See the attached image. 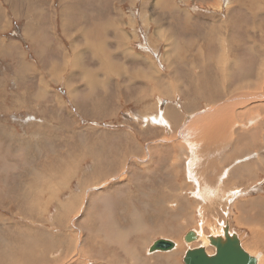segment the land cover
<instances>
[{
	"label": "rangeland",
	"instance_id": "obj_1",
	"mask_svg": "<svg viewBox=\"0 0 264 264\" xmlns=\"http://www.w3.org/2000/svg\"><path fill=\"white\" fill-rule=\"evenodd\" d=\"M249 9L264 10V0H0V264H22V255L26 252L33 255L37 264H54L63 253H57L59 240H51L48 235L59 236L60 239L65 237L73 243L74 234H80V226H85L90 217L102 227L101 230L96 229V233L102 235L106 229L102 221L104 224L119 221L125 217L124 214L127 217L123 230L131 232L129 243L145 259L144 264H165L162 258H150L154 253L149 248L159 238L173 241L175 248L172 251L176 249L178 240L181 241V255L172 263L184 264L183 256L188 248L204 245L200 239L187 243L184 235L190 230L202 231L207 236L221 233L227 221L230 230L238 234L249 253L263 255V259L259 258L260 264H264V226L259 228L264 212L258 215L253 212L254 205H249L246 210L250 214L244 216L247 222L235 220V216L245 209L240 204L244 199L248 202L249 198L254 201L259 197L264 198V171L253 170L250 177L241 174V166L246 161L263 163L264 146L261 152L256 153L254 147L250 146L251 152L244 150L246 159H236L231 148L235 134L231 133L232 144L227 148L226 142L217 148L207 138L194 137L188 149L187 146L183 148L188 138L186 136L184 139L185 134L169 136V129L152 123L150 127H154L155 135L150 137L144 134L145 137L141 136L139 143L137 141L140 130L147 132L149 126L144 118L152 114L166 115L165 109L171 103L178 110L182 109L184 119L187 118L190 125L194 124L193 107L200 101L206 102L209 88L212 94L217 95L209 83L212 76L219 88L229 89L228 95L218 97L214 106L222 107L228 103L229 108L237 112L254 106V115L259 104H264V81L261 80L264 79V57L262 64L261 57H258L260 53L264 54V45L251 47V55L247 57L248 48H239L224 36L232 24L230 20L237 18L238 14L240 17L247 14L246 18H249ZM179 10L202 14L201 18L216 26L214 28L220 32L218 35L222 40L214 37L209 41L213 46L201 48L197 45L194 49V37L201 31L206 36V29L211 25L206 24L205 20L189 22V15L186 24L178 22L175 26L177 31L169 33L170 40L166 39L165 27L169 26V16L182 15L180 18L172 17L185 18V14H180ZM173 41H177L178 50L174 47V50L170 49ZM218 43L220 46L216 47ZM171 50L178 52V55L174 57ZM177 59L184 61L179 63ZM246 62L253 69V81L248 80L252 82L251 85H247V82L237 85L240 82L228 76L233 69L243 70ZM67 64L69 66L66 68ZM256 68H259V73L262 71L260 81L259 78L254 79ZM208 71H212L211 76ZM37 90L41 95L36 93ZM147 92L155 96L150 98ZM137 101L145 106L153 102L156 109L145 111L143 105H137ZM155 101L158 103L154 104ZM175 114L173 116L178 118ZM233 114L223 112L220 115L233 121L243 131L252 126L247 120L249 113H240L238 121L232 119ZM257 120L255 118L254 121ZM165 132L168 136H165ZM255 139L263 140L257 134ZM222 140L226 141V137ZM85 142L86 146L83 145ZM150 145L154 147L156 159L145 172L142 163L138 162L148 161L143 150ZM200 149H206L213 156L228 153L223 159H218L200 156L205 155L198 152ZM90 151L94 155L88 154ZM181 152L190 157L174 158L173 155H181ZM189 169L192 170L191 174ZM91 174H98L102 179L96 182ZM235 177L237 180L244 179V184L237 185L233 180ZM63 178H69L67 185L60 182ZM202 179L213 187L223 186L233 188V191L241 189L242 192L233 198L228 195V199L202 201L196 198V184L202 183ZM78 193H84L83 197L79 195L78 200L79 203L82 201V208H77L70 215L63 212V201ZM128 194L130 199L126 203L124 199ZM103 196L113 201V204L109 199L103 203V208L109 207L111 213L114 209L112 217L106 218L102 208L94 209L95 202ZM160 197L167 198V202L171 199L167 203L169 211L160 214L161 218L158 215L154 216L153 221H148L144 225L145 233L143 230L134 231L133 210L138 209L149 218L152 210L157 208ZM202 204L205 205L204 209ZM263 207L260 205V210ZM90 208L95 214L89 212ZM55 216L60 219L65 217L67 222H57ZM179 233L180 237H175ZM206 248L214 253L209 241ZM122 251L116 248L118 257L114 258L115 264H125V260L128 262L126 264H136ZM158 251L167 253L171 250ZM53 253L55 257H52ZM101 261V258L87 259L86 264H99Z\"/></svg>",
	"mask_w": 264,
	"mask_h": 264
},
{
	"label": "bare ground",
	"instance_id": "obj_2",
	"mask_svg": "<svg viewBox=\"0 0 264 264\" xmlns=\"http://www.w3.org/2000/svg\"><path fill=\"white\" fill-rule=\"evenodd\" d=\"M231 6H233V5H231ZM2 7V6H1ZM229 8H230V6H228ZM227 7V8H228ZM3 8V7H2ZM228 10V9H227ZM159 11V10H158ZM162 15V14H161ZM146 17V16H145ZM19 20V19H18ZM238 21V20H237ZM229 23H230V21H228ZM166 23V22H165ZM234 24V23H233ZM227 25H229L228 23H227ZM160 26V25H159ZM171 28V27H170ZM169 29V28H168ZM170 30V29H169ZM132 34V33H131ZM170 35V34H169ZM174 36V35H173ZM169 37H171V36H169ZM90 39V38H89ZM161 39V38H160ZM171 39V38H170ZM173 39H174V37H173ZM74 40H75V38H74ZM91 40V39H90ZM90 40H88V42H90ZM157 40V39H156ZM93 41V40H92ZM97 42V41H96ZM96 42H94V43H96ZM99 42V41H98ZM174 42V41H173ZM175 42H177V41H175ZM171 43V42H170ZM99 45V44H98ZM101 46V45H100ZM92 47H94V46H92ZM167 47V46H166ZM177 47V46H176ZM175 47V48H176ZM82 48H83V46H82ZM168 48V47H167ZM76 49H77V47H76ZM93 49V48H92ZM150 49V48H149ZM171 49V48H170ZM199 49V48H198ZM103 50H104V47H103ZM106 50V49H105ZM104 50V51H105ZM172 50H174V48H172ZM176 50H178V48L176 49ZM72 51H74V50H72ZM80 51V50H79ZM167 51V50H166ZM103 52V51H102ZM106 52V51H105ZM108 52V51H107ZM171 52V51H170ZM104 53V52H103ZM109 53V52H108ZM152 53V52H151ZM168 53H169V51L167 52V55H168ZM175 52H173V54H174ZM186 53V52H185ZM110 54V53H109ZM109 54H107L108 56H109ZM164 54V53H163ZM200 54H201V51H200ZM76 55H78V54H76ZM104 55V54H103ZM113 55V54H112ZM166 55V56H167ZM176 55V54H175ZM69 56V55H68ZM84 56V55H83ZM106 56V55H105ZM110 56H111V54H110ZM175 57V56H174ZM185 57H186V55H185ZM99 58V57H98ZM102 58V57H101ZM100 58V59H101ZM78 60V59H77ZM84 60H85V56H84ZM109 60V59H108ZM119 60V59H118ZM186 60V59H185ZM74 61V60H73ZM103 61V60H102ZM116 61V60H115ZM120 61V60H119ZM187 61V60H186ZM79 62V61H78ZM125 62V61H124ZM200 62V61H199ZM113 63V62H112ZM117 63V62H116ZM119 63V62H118ZM171 64H172V62H171ZM77 65V64H76ZM83 65H85V64H83ZM193 65V64H192ZM195 65V64H194ZM51 66V65H50ZM67 66V65H66ZM164 66V65H163ZM162 66V67H163ZM25 67V66H24ZM29 67V66H28ZM86 67H87V65H86ZM167 67H168V65H167ZM62 68V67H61ZM84 68V67H83ZM126 68V67H125ZM206 68V67H205ZM21 69H23V68H21ZM29 69V68H28ZM74 69V68H73ZM76 69H77V67H76ZM87 69V68H86ZM90 69V68H89ZM175 69V68H174ZM173 69V70H174ZM81 70V69H80ZM79 70V71H80ZM91 70V69H90ZM94 70V69H93ZM22 71H24V70H22ZM79 71H77V72H79ZM92 71V70H91ZM25 72V71H24ZM57 72V71H56ZM76 72V73H77ZM83 72V71H82ZM93 72V71H92ZM97 72V71H96ZM210 72H212V71H210ZM262 72V71H261ZM260 72V73H261ZM71 73V72H70ZM73 73V72H72ZM94 73V72H93ZM188 73V72H187ZM260 73H259V81H260V77H261V75H260ZM53 74V73H52ZM88 74V73H87ZM172 74V73H171ZM262 74V73H261ZM209 76H211L210 74H209ZM215 76V75H214ZM69 77V76H68ZM96 77H97V74H96ZM193 77V76H192ZM88 78V77H87ZM263 78V77H262ZM72 79V78H71ZM95 79V78H94ZM142 79H144L143 77H142ZM147 79V78H146ZM149 79V78H148ZM173 79V78H172ZM68 80V79H67ZM101 80V79H100ZM99 80V81H100ZM170 80V79H169ZM190 80V79H189ZM213 80H214V77L212 76V79H210V84H211V87H214V85H213ZM261 80H263L264 81V79H261ZM98 81V82H99ZM106 81H107V79H106ZM176 81V80H175ZM49 82V81H48ZM137 82H138V80H137ZM167 82V81H166ZM177 82V81H176ZM176 82H174V84L176 83ZM208 82V81H207ZM68 83V82H67ZM106 83V82H105ZM145 83V82H144ZM187 83V82H186ZM185 83V84H186ZM127 84V83H126ZM171 84H172V82H171ZM184 84V83H183ZM57 85V84H56ZM69 85V84H68ZM93 85V84H92ZM100 85V84H99ZM124 85H125V83H124ZM147 85V84H146ZM168 85V84H167ZM256 85V84H255ZM262 85V84H261ZM72 86V85H71ZM78 86V85H77ZM171 86V85H170ZM174 86V85H173ZM180 86V85H179ZM46 87V86H45ZM70 87V86H69ZM80 87V86H79ZM175 87V86H174ZM219 87V86H218ZM68 88V87H67ZM71 88V87H70ZM182 88V87H181ZM185 88V87H184ZM256 88V87H255ZM254 88V89H255ZM152 89H153V87H152ZM46 90V89H45ZM78 90V89H77ZM159 90H160V88H159ZM177 90H179V89H177ZM189 90V89H188ZM257 90V89H256ZM155 91H156V89H155ZM158 91V90H157ZM162 91V90H161ZM180 92V91H179ZM185 92V91H184ZM184 92H182V93H184ZM36 93H38V90H37V92ZM148 93V92H147ZM168 93V92H167ZM142 94V93H141ZM151 94V93H150ZM150 94H149V96H150ZM157 94V93H156ZM170 94V93H169ZM187 94V93H186ZM36 95V94H35ZM38 95H41V94H39L38 93ZM43 95V94H42ZM146 95V94H145ZM166 95V94H165ZM171 95V94H170ZM244 95V94H243ZM37 96V95H36ZM44 96V95H43ZM72 96H74V95H72ZM141 96V95H140ZM148 96V95H147ZM152 96V95H151ZM151 96H150V98H151ZM193 96V95H192ZM39 97V96H38ZM42 97V96H41ZM37 98V97H36ZM101 98V97H100ZM45 99V98H44ZM102 99V98H101ZM132 99H133V97H132ZM169 99H170V97H169ZM35 100V99H34ZM38 100V99H37ZM37 100H35V101H37ZM39 100H41V99H39ZM141 100V99H140ZM132 101V100H131ZM103 102V101H102ZM156 102V101H155ZM160 102V101H159ZM93 103H95V101L93 102ZM104 103H106V102H104ZM153 103V102H152ZM158 102H156L155 104H157ZM100 104V103H99ZM103 104V103H102ZM149 104V103H148ZM241 104V103H240ZM93 105V104H92ZM99 106V105H98ZM221 105H218V106H215V112L216 113H218V114H222L223 112H234V114H233V116L234 115H236L237 117L240 115L239 114V112H237L236 110H234V109H231V108H229V104L228 103H225L222 107H220ZM94 107H95V105H94ZM94 107H93V109H94ZM220 107V108H219ZM223 107H224V109H223ZM158 108V107H157ZM180 108V107H179ZM232 108H233V106H232ZM149 109V108H148ZM184 109V108H183ZM243 109V108H242ZM252 109H255V107L253 106L252 108H250V109H248L247 108V113L250 111V116H249V118L247 119L249 122H251L252 123V126H250L249 127V129L248 130H246V131H243L241 128H240V126H238L237 124H235V123H233V121L231 122L230 121V119H228V118H226V117H224V116H222V115H220V120L218 121V122H213L212 124H210L209 123V128H208V130L210 131V132H204L203 133V138H207V140L209 141V143H211V144H213L215 147H217V148H220L222 145H223V142H226V148L227 147H230L231 146V144H230V141H231V139H232V136H231V133L232 134H235V142H234V144L232 145V152L235 154V155H238V156H242L243 154H246L245 152H244V150H248L249 152H251V149L247 146V145H250L251 147H254V152L256 153V152H261V148L264 146V104H259V109H257L256 110V113L253 115V113H254V111L252 110ZM151 110V109H150ZM172 110V109H171ZM107 111V110H106ZM188 111V110H187ZM246 111H245V113H246ZM258 111H260V113L261 114H259V112ZM241 112V111H240ZM51 116V115H50ZM55 116V115H54ZM183 116V115H182ZM53 117V116H52ZM56 118H57V116H55ZM139 117V116H138ZM144 117V116H143ZM63 118V117H62ZM142 118V117H141ZM159 118H161L162 119V115H149L146 119H150L151 121H158V122H160L159 121ZM255 118H258V120L257 121H254L255 120ZM145 119V118H144ZM143 119V120H144ZM160 119V120H161ZM237 119V118H236ZM239 119V118H238ZM49 120V119H48ZM246 120V119H245ZM209 121V120H208ZM217 121V120H216ZM235 121H238V120H235ZM241 121V120H240ZM68 122V121H67ZM162 122V121H161ZM165 122V121H164ZM163 122V123H164ZM212 122V121H211ZM245 122V121H244ZM205 123V122H204ZM146 124H147V122H146ZM160 124V123H159ZM201 125V124H200ZM237 125V126H236ZM246 125V124H245ZM198 126H199V124H198ZM198 126H197V128H198ZM207 126V125H206ZM247 126V125H246ZM248 127V126H247ZM246 127V128H247ZM186 129V128H185ZM189 129V128H188ZM243 129H245V128H243ZM121 130V129H120ZM188 131V130H187ZM202 131V130H201ZM197 132V131H196ZM263 132V133H262ZM262 133V134H261ZM259 135L260 137H261V139L263 138V140H256L255 139V135ZM261 134V135H260ZM98 135H99V133H98ZM184 136V135H183ZM196 137H197V135H196ZM195 137V138H196ZM226 137V141L225 140H222L221 141V139L222 138H225ZM194 137L192 136H190L189 135V137L186 139V141H185V144L186 145H183V148H185L186 146H187V148L188 149H190V147L189 146H191L193 143H191V140L193 139ZM194 138V139H195ZM200 138H201V136H200ZM184 139H185V136H184ZM84 141V140H83ZM101 141V140H100ZM94 142V141H93ZM93 142H92V144L91 145H93ZM187 142V143H186ZM190 142V143H189ZM232 142V141H231ZM260 142V143H259ZM262 143V145H260ZM37 144V143H36ZM83 144V143H82ZM83 145H85L86 146V142L83 144ZM87 145H88V142H87ZM124 145V144H123ZM259 145V146H258ZM84 146V147H85ZM81 147H82V145H81ZM83 147V148H84ZM133 147V146H132ZM150 147V148H149ZM146 150H143L144 151V153L148 156V161H144V162H141V160H140V158H139V160H140V162H138V163H142L141 165L144 167V169H145V172H147V169L152 165L153 166V163H154V160L156 159V155H155V152H154V147L153 146H149ZM92 148V147H91ZM134 148V147H133ZM139 148V150H140V147H138ZM248 148V149H247ZM98 150H100V149H98ZM134 151V150H133ZM132 151V152H133ZM164 151V150H163ZM247 151V153H249ZM92 151H90V152H88V154L89 153H91ZM83 153V152H82ZM97 153H99V152H97ZM76 154V153H75ZM92 154V153H91ZM144 154V155H145ZM92 155H94V154H92ZM131 155V154H130ZM169 154H167V156H168ZM247 155H249V154H247ZM169 156H171V154L169 155ZM258 156V155H257ZM256 156V157H257ZM83 157V156H82ZM92 157V156H91ZM253 157V156H252ZM255 157V158H256ZM263 163H262V161H261V163L259 162V161H254V162H252V163H250V162H247L245 159H244V161H246V163H244L241 167H242V169H241V171H242V175H244V176H247V177H250L251 176V173H252V171L253 170H256V171H261V170H263L264 171V154H263ZM72 158H74V157H72ZM76 158V157H75ZM80 158V157H79ZM113 158V157H112ZM118 158V157H117ZM147 158V157H146ZM159 158V157H158ZM160 158H161V155H160ZM243 158H244V156H243ZM249 158V157H248ZM258 158V157H257ZM65 159V158H64ZM102 159V158H101ZM239 159V158H238ZM242 159V158H241ZM251 159V158H250ZM98 160V159H97ZM261 160V159H260ZM67 161H68V159H67ZM70 161V160H69ZM94 161V160H93ZM96 161V160H95ZM119 161V160H118ZM115 162V161H114ZM60 163V162H59ZM72 163V162H71ZM74 163V162H73ZM72 163V164H73ZM76 163V162H75ZM152 163V164H151ZM66 164H68V163H66ZM77 164H78V162H77ZM106 164V163H105ZM75 165V164H74ZM253 165V166H252ZM53 166H55V165H53ZM60 166V165H59ZM68 166V165H67ZM73 166V165H72ZM79 166V165H78ZM93 166H94V164H93ZM58 167V166H57ZM110 167V166H109ZM112 167H115V166H112ZM132 167V166H131ZM138 167V166H137ZM89 168H91V167H89ZM123 168V167H122ZM133 168V167H132ZM140 168V167H139ZM68 169V168H67ZM137 169V168H136ZM136 169L134 170V172L136 171ZM157 169V168H156ZM156 169H154V170H156ZM58 170V169H57ZM69 170V169H68ZM76 170V169H75ZM92 170V169H91ZM104 170V169H103ZM139 170V169H138ZM190 170V174H191V172H192V170L191 169H189ZM70 171V170H69ZM101 171V170H100ZM108 171V170H107ZM116 171V170H115ZM118 171V170H117ZM130 171V170H129ZM150 171H152V172H155V171H153V170H151L150 169ZM51 172H53V171H51ZM59 173H60V171H58ZM76 172V171H75ZM96 172H98V170L96 171ZM111 172V171H110ZM131 172H133V171H131ZM262 172V171H261ZM37 173V172H36ZM64 173V172H63ZM115 173V172H114ZM157 173V172H156ZM56 174H58V173H56ZM61 174V173H60ZM189 174V175H190ZM255 174V173H254ZM64 175V174H63ZM66 175V174H65ZM69 175V174H68ZM92 175V174H91ZM119 175V174H118ZM125 175V174H124ZM123 175V176H124ZM133 175V174H132ZM72 176V175H71ZM93 176V180H96V182H98V181H100L102 178H100L99 177V175L97 174V175H92ZM46 176H44L43 178H45ZM54 177V176H53ZM60 177V176H59ZM68 177V176H67ZM155 177V176H154ZM40 178V177H39ZM61 178V177H60ZM92 178V177H91ZM118 178V177H117ZM131 178V177H130ZM140 178V177H139ZM156 178V177H155ZM158 178V177H157ZM253 178V177H252ZM33 179V178H32ZM57 179V176H56V178H55V180ZM132 179V178H131ZM236 179V180H235ZM41 180V178L39 179V181ZM44 180V179H43ZM51 180V179H50ZM59 180V179H58ZM90 180V179H89ZM92 180V179H91ZM151 180V179H150ZM155 180V179H154ZM158 180V179H157ZM163 180V179H162ZM233 180L236 182V184L237 185H243L244 184V179H242V178H239V180H237V177H235V178H233ZM45 181V180H44ZM68 181H69V178H63L60 182H62V184H64V185H67L68 184ZM126 181V180H125ZM202 181H203V179H202ZM255 181V180H254ZM170 182V181H169ZM208 182V181H207ZM53 183V182H52ZM100 183V182H99ZM102 183V182H101ZM103 183H105V182H103ZM102 183V184H103ZM115 183V182H114ZM34 185H35V183H33ZM93 184V183H92ZM128 184V183H127ZM254 184V183H253ZM39 185H41V184H39ZM56 185V184H55ZM59 185H61V184H59ZM167 185V184H166ZM197 185V195H196V198L197 199H200V200H202V201H211V202H213V201H217V199H220V200H222V199H224V197H225V199H228V195H231V198H233V197H235V196H237L239 193H241L242 192V190L240 189V190H234L233 191V188H229L228 189V187H226V188H223V186L222 187H213L211 184H208V183H206L205 181H203L202 183H197L196 184ZM29 187V186H28ZM33 187V186H32ZM40 187V186H39ZM85 187V186H84ZM90 187V186H89ZM99 187V186H98ZM147 187V189L149 188L148 186H146ZM29 188H31V185H30V187ZM41 188H42V186H41ZM40 188V189H41ZM43 188H44V186H43ZM56 188V187H55ZM54 188V189H55ZM92 188V187H91ZM243 188V187H242ZM252 188V187H251ZM39 189V188H38ZM59 189V188H58ZM151 189V188H150ZM160 189H161V187H160ZM191 189V188H190ZM28 190V189H27ZM49 190V189H48ZM91 190V189H90ZM41 191V190H40ZM84 191H85V189H84ZM152 191H154V190H152ZM151 191V192H152ZM26 192V191H25ZM43 192V191H42ZM139 192V191H138ZM169 192V191H168ZM176 192H178V191H176ZM44 193V192H43ZM46 193V192H45ZM44 193V194H45ZM58 193H59V191H58ZM89 193V192H88ZM157 193V192H156ZM166 193V192H165ZM172 193V192H171ZM188 193V192H187ZM38 194V196L39 195H41V194H39V193H37ZM53 194V193H52ZM147 194V193H146ZM162 194V193H161ZM160 194V195H161ZM227 194V195H226ZM28 195H29V193H28ZM48 195V194H47ZM79 195L80 196H82L83 197V195H84V193L83 194H74V195H72L69 199H67L65 202L63 201V203H62V205H61V210L63 211V212H66L67 214H69L70 215V213L71 212H73L74 210L76 211V209L78 208V210L80 209V208H82V201L79 203ZM152 195H154V194H152ZM157 195V194H156ZM169 196V195H168ZM29 197H30V195H29ZM37 197V196H36ZM35 197V198H36ZM167 197V196H166ZM173 197H174V195H173ZM39 198V197H38ZM37 198V199H38ZM151 198H152V196H151ZM155 198V197H154ZM174 198H176V197H174ZM34 199V198H33ZM41 199V198H40ZM39 199V200H40ZM109 198H107V197H105L104 198V196L102 197V199H100L98 202L96 201L95 202V204H94V209L96 210V209H99V208H102L103 209V211H105V217L107 218V217H112V216H114V213L115 212H113V210H112V213H111V211L110 210H108L109 209V207H107L108 209H105V208H103V206H104V202L105 201H107ZM128 199H130V195L128 194L126 197H125V199H124V201L127 203V201H128ZM159 199V198H158ZM167 199V198H166ZM164 197H160V201L158 202V205H157V208L156 209H153L152 210V213L150 214V216H149V218L146 216V215H144L143 214V212H140V210H138V209H134L133 210V212H132V214H131V217L135 220V222H134V231H140V230H143L144 231V225L145 224H147V222L148 221H153L154 219L153 218H155V217H157L158 215H160V214H162L163 212H166L167 213V211H169V210H167V203H170V200L171 199H169L168 200V202L167 201H165L166 200ZM30 200V199H29ZM148 200V199H147ZM152 200V199H151ZM32 201V200H31ZM36 201V200H35ZM35 201H33L34 203H35ZM44 201V200H43ZM109 201H111L110 203L111 204H113V201H112V199H109ZM247 200H243L240 204H243V206L242 207H244L245 206V209L240 213V214H238L237 216H235V220L236 221H239V222H242V223H246L247 222V220H245L246 219V217H244L245 215H248V214H250L249 213V211L248 210H246V208L248 207H250L249 205H254L253 206V212H255L256 214H258V215H260V214H262L263 212H264V207H263V209L262 210H260V205H264L263 203H264V198H257V200L256 201H254L253 199L251 200V198H249L248 199V202H246ZM40 202V201H39ZM143 202H145V201H143ZM147 202V201H146ZM254 202H258V203H255L254 204ZM32 203V202H31ZM84 203V202H83ZM207 204V203H206ZM212 204V203H211ZM248 204V205H247ZM48 205V204H47ZM171 205V204H170ZM28 206H29V204H28ZM149 206V205H148ZM202 206H203V209H204V206L205 205H203L202 204ZM213 206V205H212ZM50 207V206H49ZM207 207H208V205H207ZM237 207H239V206H237ZM91 208H92V206H91ZM90 208V209H91ZM145 208V207H144ZM17 209H20V208H17ZM16 209V210H17ZM32 209H34V208H32ZM93 209V208H92ZM92 209H91V211H89V212H92ZM93 209V211H95ZM128 209V208H127ZM209 209V208H208ZM237 209V208H236ZM241 209H243V208H241ZM31 210V209H30ZM123 210H125V208L123 207ZM146 210V209H145ZM32 211V210H31ZM40 211V210H39ZM38 211V212H39ZM202 211V210H201ZM203 211H205V210H203ZM16 212V211H15ZM27 212H29V211H27ZM33 212V211H32ZM96 212V211H95ZM95 212H92V213H94L95 214ZM124 212H127V211H124ZM25 213V212H24ZM23 213V214H24ZM62 213V212H61ZM35 214H37V213H35ZM124 214V213H123ZM173 214V213H172ZM41 215V214H40ZM121 215V214H120ZM129 215V214H128ZM42 216V215H41ZM73 216H75V215H73ZM124 216L125 217H123V219L122 220H112L109 224H104L103 223V221H102V224L103 225H105L106 227V229H104L105 231H102V235H99L98 233H96V229H97V227H98V229H100L101 230V228L102 227H100V225H99V223H95V222H97V221H93L92 219H91V217H90V219H88V221L85 223L86 225L85 226H80L81 227V231H80V234L79 235H76V233L74 234V237H73V243H72V241L71 240H67L65 237H62V239H60L59 238V236H55V235H51V236H49L48 234H45V235H48V237L51 239V240H54L55 238H57L58 240H59V251L57 252L58 254H60V253H63L62 255H60V256H58L57 257V259H56V262L54 263V264H86L87 263V259H90V260H93L94 258L96 259V258H101V260H103V261H101V262H99V264H115V260H114V258H115V256L117 255V252H116V248H118V249H120V250H123L122 252L124 253V255H128L129 257H131V261H133V263H136V264H144V262H145V259L141 256V255H139L138 253H136L137 251H136V249H134L133 247H132V245H130V243H129V240H128V238H129V234L131 233L130 231L129 232H127L126 230H123V223H124V221H125V219H126V217H127V215L126 214H124ZM144 216H145V220H144ZM155 216V217H154ZM56 217V216H55ZM118 217V216H117ZM170 216H168V218H169ZM202 217V216H201ZM24 218V217H23ZM160 218H161V215H160ZM159 218V219H160ZM166 218V217H165ZM182 218V217H181ZM184 218V217H183ZM205 218V217H204ZM56 221L57 222H62V223H66L67 221V219H65V217L64 218H57L56 217ZM117 219H119V218H117ZM127 219H129V218H127ZM193 219V218H192ZM32 220V219H31ZM55 220V219H54ZM59 220V221H58ZM71 220V219H70ZM200 221H201V219H200ZM176 222V221H175ZM174 222V223H175ZM205 222V221H204ZM154 223V222H153ZM156 223V222H155ZM154 223V224H155ZM185 223H186V221H185ZM84 224V223H83ZM162 224V223H161ZM172 224V223H171ZM202 224V223H201ZM241 224V223H240ZM71 225V224H70ZM157 225V224H156ZM197 225V224H196ZM206 225H208V224H206ZM35 226H37V225H35ZM77 226V225H76ZM124 226H125V224H124ZM185 226H186V224H185ZM193 226V225H192ZM205 226V225H204ZM203 226V227H204ZM215 226V225H214ZM264 226V218L261 220V222L259 223V228L261 229L262 227ZM38 227V226H37ZM45 227V226H44ZM48 227V226H47ZM148 227H149V225H148ZM154 227V226H153ZM158 227H159V225H158ZM108 228H109V230H108ZM152 228V227H151ZM166 228V227H165ZM164 228V229H165ZM177 228V227H176ZM44 229V228H43ZM68 229V228H67ZM78 229V228H77ZM90 229H92L91 231H90ZM150 229V228H149ZM161 229V228H160ZM164 229H162V231L164 230ZM39 230V229H38ZM42 230V229H41ZM73 230V229H72ZM72 230H71V232H72ZM78 230H80V228L78 229ZM147 230V229H146ZM170 230H172V228H170ZM66 231V230H65ZM76 231V230H75ZM131 231H132V228H131ZM221 231V230H220ZM39 232V231H38ZM57 232V231H56ZM82 232V233H81ZM149 232V231H148ZM167 233H168V231H166ZM181 232V231H180ZM196 233H197V235H198V239H200V240H202L203 241V243H204V245L205 246H207V244H208V236L207 235H205L202 231H195ZM222 232H223V227H222ZM221 232V233H222ZM73 233V232H72ZM137 233V232H136ZM144 233H145V231H144ZM160 233H161V231H160ZM164 233V232H163ZM221 233H217V234H221ZM50 234V233H49ZM82 234H83V236H82ZM141 234H142V232H141ZM152 234H153V232H152ZM151 234V235H152ZM182 234V233H181ZM211 234V233H210ZM217 234H215V233H213V235H217ZM26 235V234H25ZM43 235H44V233H43ZM59 235H63V234H59ZM132 235V234H131ZM150 235V234H149ZM212 235V234H211ZM26 236H28V235H26ZM41 236V235H40ZM143 236V235H142ZM153 236V235H152ZM158 236V235H157ZM167 236V235H166ZM173 236V235H172ZM175 237H177V238H179L180 237V233L179 234H176L175 235ZM27 238V237H26ZM34 238V237H33ZM45 238V237H44ZM77 238V239H76ZM130 238H131V236H130ZM133 238V237H132ZM136 239V238H135ZM138 239V238H137ZM5 240V239H4ZM12 240V239H11ZM22 240H24V239H22ZM6 241V240H5ZM138 241V240H137ZM131 243H133V242H131ZM135 243V242H134ZM72 244V245H71ZM12 245V244H11ZM19 245V244H18ZM72 246V247H71ZM191 246V245H190ZM175 248V247H174ZM181 248H182V244H181V241L180 240H178V243H177V247H176V249L174 250V251H169V252H167V253H160L159 251H155V252H153L154 254L153 255H151L150 256V258H151V260L152 259H158V258H162V259H164L165 260V264H173L172 262H173V260H177L178 258H179V256L181 255ZM3 249V248H2ZM16 249V248H15ZM6 250V249H5ZM18 250V249H17ZM118 251V250H117ZM145 251V250H144ZM207 252L208 253H210L209 252V250H207ZM1 253H2V251H1ZM15 253V252H14ZM158 253H160V254H158ZM255 255V254H254ZM23 257H22V264H37V262H36V260L34 259V257H33V255L31 254V253H29V252H26V253H24V255H22ZM256 256H257V258H258V264H260V258L259 257H262V259H263V255L261 254V256H258L257 254H256ZM52 257H55V255H54V253L52 254ZM116 257H118V256H116ZM147 257V256H146ZM128 258V257H127ZM181 259V258H180ZM100 260V259H99ZM121 260V259H120ZM123 260H125V259H123ZM149 260V259H148ZM124 263V262H123ZM126 263H128L126 260H125V264ZM5 264H7V263H5ZM118 264H121V263H118Z\"/></svg>",
	"mask_w": 264,
	"mask_h": 264
},
{
	"label": "crops",
	"instance_id": "obj_3",
	"mask_svg": "<svg viewBox=\"0 0 264 264\" xmlns=\"http://www.w3.org/2000/svg\"><path fill=\"white\" fill-rule=\"evenodd\" d=\"M175 8H177V7H175ZM201 11H203V10H201ZM247 11L249 12V16H250L249 18H246L247 14H245L244 17H240V14H238L237 18H233V19L230 20L232 22V24L229 25V30L226 33V35H224V36H225L226 40H228L230 42H235V45L237 47H239V48H248L249 50L247 51L246 56L250 57V55H251V53H250L251 52V47H258V46H263L264 45V44H261L262 42H264L263 41L264 40L263 39L264 38V10L263 9H256V10L249 9ZM179 13L180 14H185V15H183V16H185V18L183 17V20L182 19H174V18H180L182 15L181 16H177V15H172L171 14L169 16V26L167 25L165 27V32H167V35H165L166 39L170 40L169 33H175L177 31V28H175V26L177 25L178 22L180 24H183V25L186 24V17L188 15L191 17L189 19V22L205 20V18H201V17H203L202 14H191L189 11H186V10L185 11L179 10ZM193 18H195V19H193ZM166 20H168L167 17H166ZM209 22H210L209 20H205L206 24H208ZM211 23H213V22L211 21ZM208 25H211V26H208V28L206 29V31H208L206 36H204L203 32L201 31V33L198 36L194 37V42H192V47L194 49L197 48V45L201 46V48L202 47H206V46H209V47L213 46V44L210 43L209 41H212V39L214 37L218 41L222 40V38H220V35H218L219 31H217L214 28L216 26H214L213 24H208ZM185 34H186V31H185L184 35ZM219 34H220V32H219ZM184 38H185V36L182 38V40ZM179 41H180V39H179ZM202 42H206V43H202ZM176 46L178 47V44L175 43V42L170 44V48L171 49L173 47L175 48ZM219 46H220V43H218V45L216 47H219ZM171 52H173V51L171 50ZM177 55H178V52H175L174 56H177ZM258 57H261L260 60H261V64H262V57H264V54L260 53L258 55ZM247 60H250V59H247ZM182 61H184V60H182ZM182 61L180 62L177 59V62H179V63H182ZM209 62H210V60H209ZM232 64H235L234 61H232ZM245 64H246V66L244 67L243 70L241 69V70L236 71L235 69H233V71L230 72V74L228 76V78H231L232 80H236L237 79V83L240 82L237 85H241V83H246V82H247L246 83L247 85L248 84L251 85L252 82H250L248 80L253 81L252 80V78H253V69L250 67L249 62L248 63L246 62ZM261 64H260V66H261ZM68 66L69 65L67 64L66 68ZM256 71H257V74H254V79H258L259 78V68H256ZM209 74H211L210 71H208V75ZM192 78L193 79L196 78V75H195V77H192ZM214 81L215 80H213V85L215 87H213V89L217 92V95L215 96L214 94H212L211 90L209 88V94H208V97L206 98V102L200 101L198 105L193 107L192 111H194L196 119H195V121H193V122L191 121V122L194 123V124L190 125V123L187 122V118L184 119V114H182V109L180 108V110H178L177 106H175V104L171 103L170 105H167V107L165 109L166 115L163 114L162 115V119L159 118L160 122L151 121L150 119H146L145 118V120L148 121L147 124L149 126L147 127V132H145L144 129H143V131L140 130V132H139L140 136H137L138 143L140 141V137L141 136L145 137L144 134L146 136L149 135L150 137L155 135L154 127H150V126H152V125H150L151 123L159 125V126H162V128H165L166 130L169 129V136H171L172 134H176V135L178 134V135H181V136H182V134H185V137L186 136L189 137V135L191 137L192 136L196 137V135H197V137L195 139H199L200 136L203 138V133L204 132H210L208 130V128L210 126L209 123L212 124L214 121L218 122L220 120V118H219L220 114L215 112L216 111L215 110V106L213 105L214 102L220 96H222V97L227 96L228 95V91H229L228 88H226V89H223L221 87L219 88ZM192 85L196 86L195 83H193ZM148 94H150V93H148ZM152 96L154 97L155 94H152ZM154 104H155V102H154ZM137 105H143V104H141V102L137 101ZM150 107H151V110H155L156 109L155 105H152V103H149L146 106L143 105V108H144L145 111H150ZM246 110H247V108H245V110H243L241 112L239 111V114L240 113H245ZM175 112H176L178 118H175L173 116V113H175ZM246 113H247V111H246ZM248 113H249L248 116H250V111ZM176 114H175V116H176ZM154 115H156V114H154ZM147 116H149V115H147ZM234 118L236 119L238 117L236 115H234L232 119L234 120ZM236 120H239V119H236ZM198 124H199V126H198ZM197 126H198V128H197ZM165 136H168L166 132H165ZM203 143H205V142H203ZM249 148H250V145H249ZM198 152H201V154H203V153L205 154V155H200V156H205V157L213 156V155H211L212 153L208 154L206 152V149H200V151H198ZM227 153H224V155H221V156L217 155V156H213V157L218 158V159L219 158L223 159ZM178 154H180V152H178ZM173 156L176 159H187V158L190 157V156L182 155V152H181V155H173ZM243 156H244V158H246L245 155H242V156L234 155L233 158L238 159V158H243ZM231 157H232V155L229 156V158H231Z\"/></svg>",
	"mask_w": 264,
	"mask_h": 264
},
{
	"label": "water",
	"instance_id": "obj_4",
	"mask_svg": "<svg viewBox=\"0 0 264 264\" xmlns=\"http://www.w3.org/2000/svg\"><path fill=\"white\" fill-rule=\"evenodd\" d=\"M198 235L194 230L184 235L185 242L197 240ZM209 244L214 247V253H208L205 245L188 248L183 256L184 264H258V258L249 253L242 245L236 232L230 230L227 221L223 232L208 236ZM175 243L170 239L159 238L150 246V252L172 250Z\"/></svg>",
	"mask_w": 264,
	"mask_h": 264
}]
</instances>
